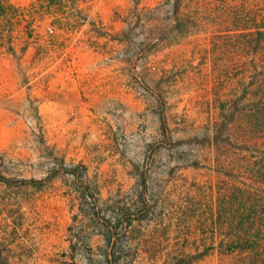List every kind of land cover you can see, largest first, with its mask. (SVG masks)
Instances as JSON below:
<instances>
[{"label":"rangeland","instance_id":"obj_1","mask_svg":"<svg viewBox=\"0 0 264 264\" xmlns=\"http://www.w3.org/2000/svg\"><path fill=\"white\" fill-rule=\"evenodd\" d=\"M170 3L0 0V264H110L113 254L116 264H151L135 255L141 233L176 198L180 184L165 183L178 165L170 157L192 149L162 151L156 88L167 90V115H177L174 137L188 142L205 122L201 105L213 100L211 75L227 58L191 54L193 45L210 48L213 35L231 29L214 22L172 40ZM208 4L220 1L183 0L182 13ZM179 173L202 183L208 172ZM192 264H264V245L214 250Z\"/></svg>","mask_w":264,"mask_h":264},{"label":"trees","instance_id":"obj_2","mask_svg":"<svg viewBox=\"0 0 264 264\" xmlns=\"http://www.w3.org/2000/svg\"><path fill=\"white\" fill-rule=\"evenodd\" d=\"M168 1L171 22L177 23L172 26L176 31L169 35L172 40L177 34L188 39L206 32L214 22L231 27L213 35L210 48L205 43L193 45L191 54L205 52L227 58L211 75L213 100L201 105L207 115L205 122L188 142L174 137L177 130L170 128L171 118L177 115H167V90L156 88L162 151L171 153L178 145L192 149L180 157H170L178 165L168 170L165 183L180 184L174 188L176 198L168 203L167 214L141 233V248H136L135 255L141 250L151 264L162 260V264H170L172 255L182 264H192L214 250L229 255L264 245V0L240 6L219 0V5H200L186 14L182 13L183 0ZM55 2L60 0H50ZM167 86L170 88L171 83ZM180 132L182 136L192 134L187 129ZM185 157L192 159V164L188 165ZM166 160L169 162V156ZM182 168L205 169L207 180L189 182L179 173ZM140 176L146 189V176ZM151 176L147 177L150 181ZM139 203L146 205L145 200ZM217 238L219 245H215ZM106 260L110 264L118 262L114 254L106 255Z\"/></svg>","mask_w":264,"mask_h":264}]
</instances>
